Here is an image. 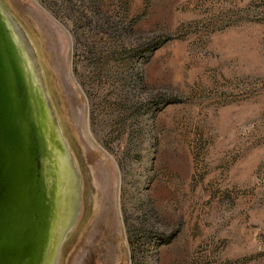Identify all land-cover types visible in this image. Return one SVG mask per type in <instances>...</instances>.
I'll use <instances>...</instances> for the list:
<instances>
[{
	"label": "rangeland",
	"instance_id": "374dc122",
	"mask_svg": "<svg viewBox=\"0 0 264 264\" xmlns=\"http://www.w3.org/2000/svg\"><path fill=\"white\" fill-rule=\"evenodd\" d=\"M0 3L81 179L57 264H264V0Z\"/></svg>",
	"mask_w": 264,
	"mask_h": 264
},
{
	"label": "water",
	"instance_id": "95a60500",
	"mask_svg": "<svg viewBox=\"0 0 264 264\" xmlns=\"http://www.w3.org/2000/svg\"><path fill=\"white\" fill-rule=\"evenodd\" d=\"M72 158L0 3V264H57L81 206Z\"/></svg>",
	"mask_w": 264,
	"mask_h": 264
},
{
	"label": "trees",
	"instance_id": "16d2710c",
	"mask_svg": "<svg viewBox=\"0 0 264 264\" xmlns=\"http://www.w3.org/2000/svg\"><path fill=\"white\" fill-rule=\"evenodd\" d=\"M155 48H157V47H155Z\"/></svg>",
	"mask_w": 264,
	"mask_h": 264
}]
</instances>
